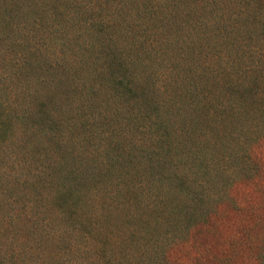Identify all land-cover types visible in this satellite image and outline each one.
<instances>
[{
    "label": "trees",
    "instance_id": "16d2710c",
    "mask_svg": "<svg viewBox=\"0 0 264 264\" xmlns=\"http://www.w3.org/2000/svg\"><path fill=\"white\" fill-rule=\"evenodd\" d=\"M257 198L264 0H0V264H148L183 207L236 255Z\"/></svg>",
    "mask_w": 264,
    "mask_h": 264
},
{
    "label": "rangeland",
    "instance_id": "374dc122",
    "mask_svg": "<svg viewBox=\"0 0 264 264\" xmlns=\"http://www.w3.org/2000/svg\"><path fill=\"white\" fill-rule=\"evenodd\" d=\"M20 156L21 155H19V157ZM162 181L167 183L169 182L166 181V179H163ZM248 187L250 186L239 184L236 188H232V192H230L231 194L233 193V195L237 196V199L243 200L244 197H248L249 195H241L239 194V190L250 193L251 189ZM255 202L259 203V205H261V203H264L262 202L261 198L255 199ZM260 208H264V205ZM169 210L170 208H168L166 212H168ZM190 210L191 209L187 207H183L181 209V212L179 213V216L177 218H174L173 220L172 218L174 216H172V214H169V221H167L166 224L162 226L163 228H157L150 232V243L158 241L157 243H159V246H157V251L153 254L151 260L148 261V264L157 263L156 259H160V261L163 262V256H167L169 264H254V258H249L252 256V249H255L259 245L260 248L261 246H263L262 248L264 251V240L262 238L264 230H261L259 226H256V234L255 237L250 240V245L246 243L245 248V246L240 242L237 245L234 244V248H236L237 251L241 252L236 255L231 254L227 256L226 251H230L231 248L229 249V245L226 242L227 240L225 237H231L233 232H224L221 239L218 233V230H221L220 228H215V231L212 230L208 235L204 234L203 228L198 229V231L196 229L192 232H189L188 224L190 222L187 221V216ZM261 211L263 212L262 209ZM172 221H179V225H182L183 227L174 228L173 224H171ZM253 224L255 223H250L247 228L251 227ZM126 226L131 228L135 227L132 223H128ZM168 232H174L177 237H180V240H184L186 242V244H184V247L181 248L176 245H172V248L168 251V248L171 246L172 241V239L168 237Z\"/></svg>",
    "mask_w": 264,
    "mask_h": 264
}]
</instances>
